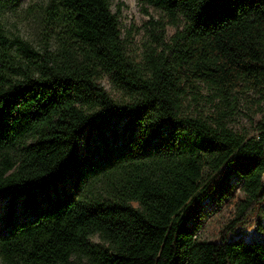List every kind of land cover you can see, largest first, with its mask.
Masks as SVG:
<instances>
[{
  "label": "trees",
  "instance_id": "obj_1",
  "mask_svg": "<svg viewBox=\"0 0 264 264\" xmlns=\"http://www.w3.org/2000/svg\"><path fill=\"white\" fill-rule=\"evenodd\" d=\"M137 2L166 17L146 20L154 45L142 63L127 53L121 1L111 11L110 0H48L45 36L56 44L19 41L24 62L0 25V264H264V240L228 236L264 200V121L245 139L182 113L187 94L203 98L199 84L222 100L264 88V0ZM83 129L95 153H79ZM69 176L100 187L76 195L60 185ZM209 196L232 213L217 240L200 241L196 214Z\"/></svg>",
  "mask_w": 264,
  "mask_h": 264
},
{
  "label": "rangeland",
  "instance_id": "obj_2",
  "mask_svg": "<svg viewBox=\"0 0 264 264\" xmlns=\"http://www.w3.org/2000/svg\"><path fill=\"white\" fill-rule=\"evenodd\" d=\"M118 1L122 2L118 14L121 34L126 38V49L130 57L137 63L144 61V55L150 40L146 20L150 17L163 19L166 17L158 8L150 4H140L137 0H110V9L114 11ZM48 0H0V25L3 33L10 40L11 53L16 59L26 61V53L19 41H24L33 49L41 51L46 47L53 49L56 44L54 34L45 36L44 7ZM145 7L146 12L143 10ZM47 27V26H46ZM175 30V26L166 24L164 26V38L167 39ZM128 31V34L125 33ZM99 83L114 99H120L124 95L110 82L107 74L99 77ZM202 99L194 103L187 94L182 102V113L188 116H198L212 125L220 121L224 127L245 139L255 133L257 121H264V88L248 89L240 93L228 95L222 100L217 97H209L210 89L198 85ZM204 97H209L206 100ZM123 120H118L114 127L118 135L121 134ZM108 139L112 134L106 131ZM119 139V138H117ZM98 143L94 132L83 129L77 140L79 153H95L93 147ZM232 181L230 192L238 193L239 178L231 175ZM100 180L96 176H86L80 181H74L70 176L65 178L60 185L65 186L68 191L76 195L89 196L100 187ZM229 192V193H230ZM6 198H0V229L2 228V216L5 211ZM227 201L220 200L216 196L207 197L196 214L197 226L195 238L200 241H215L219 230L226 224L231 216L232 210L226 204ZM135 205L134 202H132ZM17 217H24L23 211L17 208ZM230 238H241L243 240H264V200L252 211L246 219L235 225L228 233ZM92 241H97L96 235L90 236Z\"/></svg>",
  "mask_w": 264,
  "mask_h": 264
}]
</instances>
